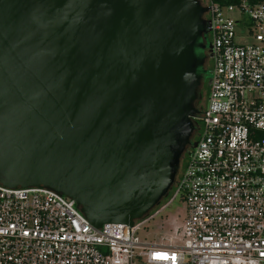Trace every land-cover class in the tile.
I'll list each match as a JSON object with an SVG mask.
<instances>
[{"label": "water", "instance_id": "95a60500", "mask_svg": "<svg viewBox=\"0 0 264 264\" xmlns=\"http://www.w3.org/2000/svg\"><path fill=\"white\" fill-rule=\"evenodd\" d=\"M200 0H0V184L96 228L167 195L199 116Z\"/></svg>", "mask_w": 264, "mask_h": 264}, {"label": "built area", "instance_id": "2783aa9c", "mask_svg": "<svg viewBox=\"0 0 264 264\" xmlns=\"http://www.w3.org/2000/svg\"><path fill=\"white\" fill-rule=\"evenodd\" d=\"M202 4L207 102L167 195L131 226L96 228L70 198L0 184V264H264V0ZM177 198L172 235L141 238Z\"/></svg>", "mask_w": 264, "mask_h": 264}, {"label": "rangeland", "instance_id": "374dc122", "mask_svg": "<svg viewBox=\"0 0 264 264\" xmlns=\"http://www.w3.org/2000/svg\"><path fill=\"white\" fill-rule=\"evenodd\" d=\"M202 2V0H200ZM232 18L238 17L237 10L233 9L230 14ZM245 20V18H244ZM209 39V37H208ZM209 63V61H207ZM210 75V74H209ZM208 82L204 84L203 95L206 97ZM185 206L184 203L179 199H175L173 203L164 209L159 215H157L153 220H151L146 228L139 231V236L145 238L146 240L154 241L157 237L161 236H171L172 228L179 227L182 222V217L184 215ZM179 215V217H177ZM174 222H170L171 218H174ZM160 224H163L162 228H158Z\"/></svg>", "mask_w": 264, "mask_h": 264}, {"label": "flooded vegetation", "instance_id": "af4514ba", "mask_svg": "<svg viewBox=\"0 0 264 264\" xmlns=\"http://www.w3.org/2000/svg\"><path fill=\"white\" fill-rule=\"evenodd\" d=\"M206 45H207V47H206V60L204 63V68L206 70V73L202 77V84H201V87L199 90L198 102H197V108H198L200 114H201V112H202V110L205 107L206 102H207V93H206V97H204L203 87H204V84L209 81V72L211 70L210 51H209L210 40L208 39L207 34H206ZM207 61H209V63H207ZM199 129H200V126H199V123H197L196 129H195L194 134H193L192 139H191L192 142H196V140L198 139Z\"/></svg>", "mask_w": 264, "mask_h": 264}, {"label": "trees", "instance_id": "16d2710c", "mask_svg": "<svg viewBox=\"0 0 264 264\" xmlns=\"http://www.w3.org/2000/svg\"><path fill=\"white\" fill-rule=\"evenodd\" d=\"M213 1L220 2V3H224V4H236L240 0H213ZM195 122L196 123H199L198 120H197V118L195 119Z\"/></svg>", "mask_w": 264, "mask_h": 264}]
</instances>
